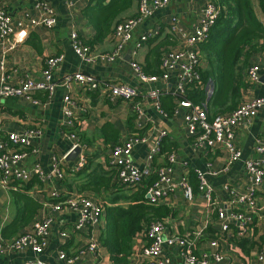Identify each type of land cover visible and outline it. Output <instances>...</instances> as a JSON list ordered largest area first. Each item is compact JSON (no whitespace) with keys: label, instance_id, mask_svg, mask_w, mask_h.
Wrapping results in <instances>:
<instances>
[{"label":"crops","instance_id":"obj_1","mask_svg":"<svg viewBox=\"0 0 264 264\" xmlns=\"http://www.w3.org/2000/svg\"><path fill=\"white\" fill-rule=\"evenodd\" d=\"M43 1L55 11L56 24L52 27L31 26L28 23L30 18H39L42 14L36 7V0H0V7L14 21L23 20L29 28L24 42L6 55L5 74L8 82L20 84L26 79L46 81V59L64 55V59L52 71V90L39 89L25 96L0 99V116L3 119L0 137L5 141L7 134L11 132L23 133L31 128L40 131V137L27 148L28 154L18 165L30 172L28 180L39 179L40 182H35L30 190L23 192L41 203L39 220L51 217L52 223L48 244L42 253L37 254L30 247L9 250L4 244L17 237H5L3 231L15 219L17 208L23 209L24 201L22 197L17 200L11 189L0 186V264H33L37 260L47 264H67L61 259L62 251L69 257L77 256L73 264H112L100 240L107 224L104 211L98 221L77 230L74 224L79 216L78 210L64 207L56 211L52 206L68 197H90L105 208L115 205L113 199L116 196L131 195L133 191L129 188L132 187L123 190L110 189L107 186L97 188L95 180L97 176H111L113 171L116 172L111 149L129 137L139 139L133 147V161L140 166L148 164L152 168L151 176L155 175L156 179V170L169 163L168 157L172 153L178 160L174 165L173 179L179 181L188 176L194 187L197 185L196 175H193L194 167L210 173L222 170L227 165L229 156L222 145L217 144L209 150L194 146V139L188 131L185 119L187 109L179 106L177 108V98L174 95L181 83V70L172 71L168 79L160 78L158 82L145 83L138 79L131 66L135 52L142 68L153 71L151 66L147 67V63H153L152 50L155 46L165 48L166 51L162 54L180 50V31L192 33L202 16L206 1L172 0L168 5L153 11L148 19L139 24L133 39L123 47L119 58L112 62L102 55L114 50L116 36L113 33L97 40L96 27L85 13L86 8L93 6L94 2ZM138 2L139 0H134L132 7L122 14L123 20L137 14ZM251 6L256 19L264 26V8L260 0H251ZM73 32L79 34L84 44L93 42L91 52L97 56L95 61L86 62L77 56L72 47ZM146 33L151 34V37L141 43V36ZM2 55L0 43V64ZM251 60L261 68L260 81L254 83L251 89L242 90L241 101L264 95V80L261 81V77H264V49L254 53ZM202 65L205 70L209 68L208 61L202 62ZM160 71L162 74V67ZM78 73L93 76L101 87L92 89L75 79H67L68 76ZM145 73L149 74L147 71ZM101 83H124L135 88L138 95L132 101L114 99L106 96L105 87ZM153 89L160 91L159 100L150 96ZM215 89V84L210 79L206 86L209 99L214 96ZM67 96H70L73 103L66 102ZM163 97H171L175 104L171 115L161 107ZM134 106L140 107L142 112L138 113ZM213 106L215 109L226 110L233 106V100H215ZM67 107L73 113L72 118L66 114ZM70 120L75 126L69 125ZM70 132H74L76 138L69 137ZM235 132V140L244 159H260L264 156L260 151L264 147V109L251 121L236 127ZM166 142L176 144L172 146L173 151L164 152ZM75 144H81L82 151L75 161H68L66 155ZM153 148H157L158 152L151 158L149 155ZM83 157L88 158V166L86 170L78 172L76 166ZM57 165L63 177L54 173ZM37 169L49 177L42 180L36 172ZM208 178L214 194L211 204L201 194H197L194 201L190 202L185 199L180 189L169 190L166 198L159 203L172 210L171 215L164 218L163 235L197 237L194 250L197 256L205 252L220 251L236 264H257L258 255L264 254V185L257 195L258 207L253 223L242 235H238L234 226L227 233L222 231L217 208L231 205L233 197L226 187L244 189V161L234 163L228 170L217 175L210 174ZM116 205L126 206L127 202L118 200ZM213 241L218 242V249L212 245ZM90 242L99 246L100 254L89 249ZM149 242L146 234L140 233L136 237L132 264L150 261L144 254V248ZM164 254L173 264H183L180 247L167 246ZM210 264L217 263L211 261Z\"/></svg>","mask_w":264,"mask_h":264},{"label":"built area","instance_id":"obj_2","mask_svg":"<svg viewBox=\"0 0 264 264\" xmlns=\"http://www.w3.org/2000/svg\"><path fill=\"white\" fill-rule=\"evenodd\" d=\"M171 1L172 0H139L137 14L120 21L116 25L114 35L117 38V43L114 50L111 53L103 54L102 57L111 62L119 58L123 47L133 39L139 24L148 19L153 11L168 5ZM205 1L206 4L203 8L202 16L192 33H187L183 30L180 31L182 48L178 51H169L163 54L161 59L163 72L161 76L146 74L141 64L136 59V52L131 60V66L138 79L145 83H155L158 82L160 78L168 79L172 71L180 69L181 83L178 92L174 93V95L177 98V108L179 106L187 109L185 119L188 131L194 139V146L198 149L209 150L213 149L217 144H220L228 153V162L222 170H216L210 173L198 167H194L193 171L197 178L195 189L188 176L183 177L179 181L173 179L174 165L178 160L177 156L172 153L168 157L169 163L156 170L157 179L151 184L146 185L145 195L151 202L159 204L166 198L169 190L175 191L176 189H180L187 201H194L196 195L201 194L204 199L211 204L214 201V194L213 186L209 181L208 175H217L222 171L228 170L234 163L243 160L246 174L244 189L239 190L235 187H226L233 197L231 205L229 207L222 206L217 208L219 219L222 222V231L227 233L231 227L234 226L237 229V234L242 235L253 223L254 215L257 212V195L259 189L264 185V156L260 159H244L243 152L235 140V129L243 122L251 121L261 109H264V95L247 100L233 112L219 114L212 119H209L205 108L193 103L185 96V86L193 79H198L200 77L198 71L200 55L196 50V46L199 42L208 37L210 27L215 23L219 14V9L213 0ZM36 7L41 10L42 14L39 18L29 19L28 23L31 26L46 25L52 27L56 24L55 11L51 6L47 5L43 0H36ZM27 25L23 20L14 21L8 12L0 7V43L3 52L0 64V99L21 97L34 90L47 89L50 91L54 88V84L51 82L52 71L64 59L63 54L46 59V68L44 70L46 81L26 79L20 84H13L7 81L8 76L5 74L6 55L24 42L29 31ZM149 37H151V34L147 33L141 36V43L147 41ZM72 47L77 56L83 59V61L93 62L97 58V56L91 52L90 47L81 41L77 32H73L72 34ZM260 72V66L254 63L246 71L247 80L252 84L259 82ZM67 79H75L86 86H90L92 89L101 87L100 83L93 76L83 73L68 76ZM102 85L105 87L106 96L114 99L132 101L138 95L135 88L124 83H103ZM149 94L157 100L160 98V91L157 89L151 90ZM66 102L69 104L73 103L70 96L66 97ZM133 108L138 113L142 112V109L138 106H134ZM66 114L71 118L73 117V113L69 107L66 109ZM2 124L3 119L0 116V136L3 130ZM69 125L75 126V123L70 120ZM39 137L40 131L35 128L27 129L23 133H8L5 141L0 137L1 187L5 189L9 188L11 179L27 181L30 178V172L20 167L18 163L26 157L28 154L27 148ZM69 137L76 138V134L70 132ZM137 142H139V139L129 137L126 141L113 146L111 149L117 178L120 183L126 187L141 185L152 173V168L148 164L140 166L133 161L132 151ZM78 145L82 146L81 144H75L73 149ZM260 151L264 153V147H261ZM157 152L158 149L153 148L149 157L152 158ZM85 164L86 159L83 157V159L78 162L76 170L84 167ZM36 172L40 175L39 177H41L42 180L49 177L40 169H37ZM54 173L58 174L59 177H63V173L58 168V165ZM236 206L240 209H236ZM64 207L79 211L78 219L74 224L77 230L98 221L104 211L103 206L90 197H68L63 201H58L52 206L56 211ZM51 223V217H44L35 224L31 232L14 238L4 245L9 250H23L30 247L35 253H42L48 244L47 238ZM163 225L164 221L153 223L146 232V235L150 239L148 246L144 248V254L150 260L147 261L148 263L173 264L171 259L164 254V250L167 246H178L180 247L183 264H210L211 261L217 264H236L227 254L220 251H216L215 253L205 252L201 256H197L194 252L197 244V237L184 235L165 237L163 235ZM64 236H66V234H64ZM212 245L216 246L217 249L219 247L217 241H213ZM89 249L99 253V246L95 242H90ZM76 258L77 256L69 257L65 251L61 252V259L67 264H73ZM33 264L47 263L37 260ZM257 264H264L263 253L258 255Z\"/></svg>","mask_w":264,"mask_h":264},{"label":"trees","instance_id":"obj_3","mask_svg":"<svg viewBox=\"0 0 264 264\" xmlns=\"http://www.w3.org/2000/svg\"><path fill=\"white\" fill-rule=\"evenodd\" d=\"M90 1L95 4L89 5L85 13L89 15L95 25L99 41L114 33L116 25L123 20L122 14L130 9L134 2V0ZM213 1L219 9L218 17L210 27L208 37L196 46V50L200 54L198 66L200 77L193 79L185 86V96L193 103L205 108L209 119L219 114L231 113L245 102L241 101L242 90L251 89L253 86L246 78V71L253 65L251 60L253 54L264 49V26L256 19L251 0ZM260 3L264 8V0H260ZM216 34H218L217 42H215ZM233 38L237 41L232 40ZM260 40L263 42L261 43ZM91 44H88L90 49L92 48ZM152 51L153 63H147V67L151 66L153 71H149L146 67L143 70L149 74L160 75L162 53L166 50L157 45ZM204 61H208L209 64V68L206 70L202 65ZM210 79L213 80L216 89L214 96L209 99L206 86ZM220 99L225 101L232 99L233 106L226 110L215 109L213 103ZM174 105L171 97H163L161 107L168 115L173 113ZM175 145L173 142H166L163 147L164 152L171 151L172 146ZM87 166L86 162L84 167L77 171L82 172L86 170ZM193 175L195 176V174ZM155 179V175L148 177L141 185L129 188L133 191L131 195H118L113 199L115 205L105 206L104 213L107 224L100 240L107 250L112 264H132L131 257L136 237L140 233L146 234L151 224L162 222L164 218L171 215L172 210L169 207L153 203L145 195L146 185L151 184ZM95 180L97 188L99 186L119 190L127 188L120 183L117 173L114 171L111 176L100 175L95 177ZM35 182L40 181L39 179L28 181L11 179L9 189L13 191L17 200L18 197H22L24 207L23 209L17 208L15 219L3 231L5 237L13 235L19 237L29 233L40 221L41 203L23 192L30 190ZM118 200L126 201L127 205H116ZM141 264L150 263L142 261Z\"/></svg>","mask_w":264,"mask_h":264},{"label":"water","instance_id":"obj_4","mask_svg":"<svg viewBox=\"0 0 264 264\" xmlns=\"http://www.w3.org/2000/svg\"><path fill=\"white\" fill-rule=\"evenodd\" d=\"M264 80V77H261V81ZM82 149L81 146H76L73 150L70 151V153H68L66 160L68 161H75L78 156L80 155Z\"/></svg>","mask_w":264,"mask_h":264},{"label":"rangeland","instance_id":"obj_5","mask_svg":"<svg viewBox=\"0 0 264 264\" xmlns=\"http://www.w3.org/2000/svg\"><path fill=\"white\" fill-rule=\"evenodd\" d=\"M217 36H218V34H216V37H215V42H217L218 41V39H217ZM232 40H234V41H237V40H235V38H233ZM233 41V42H234Z\"/></svg>","mask_w":264,"mask_h":264}]
</instances>
